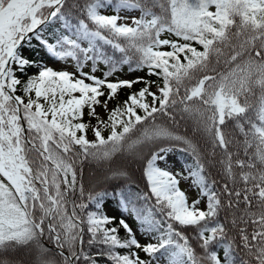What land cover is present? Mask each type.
Segmentation results:
<instances>
[{"label": "snow or ice", "instance_id": "1", "mask_svg": "<svg viewBox=\"0 0 264 264\" xmlns=\"http://www.w3.org/2000/svg\"><path fill=\"white\" fill-rule=\"evenodd\" d=\"M131 11L139 17L120 14ZM33 40L76 71L29 59ZM124 65L156 76V91L143 77L110 80ZM173 151L192 157L187 177L161 167ZM118 159L142 165L147 192L126 184L111 195L147 243L102 211L103 185L129 178ZM85 161L106 169L87 194ZM44 239L60 264H264V0H0V264H24L18 254L32 250L34 264H56Z\"/></svg>", "mask_w": 264, "mask_h": 264}, {"label": "trees", "instance_id": "2", "mask_svg": "<svg viewBox=\"0 0 264 264\" xmlns=\"http://www.w3.org/2000/svg\"><path fill=\"white\" fill-rule=\"evenodd\" d=\"M109 10L111 12V15L114 14L110 8H109ZM53 32H54V29L49 28L46 31V37H48L51 40L53 38ZM164 36H168L173 40L177 39L174 35L168 34V33L163 34V37ZM25 49H26L25 55L31 60H34L37 62L42 61L44 64L46 61H49V60L54 61L55 60L54 58L49 57L46 53L44 55H41V52L44 50L37 46L35 40L32 41L31 47L26 44ZM164 50H168V49L165 48ZM124 69H127L129 71V68L127 65L123 66V70ZM31 70H33V69L32 68L29 69L28 75L32 74ZM130 72L140 73V74H142L144 80L152 81L153 83H152V86L150 89L151 91H153V89H152L153 86L159 85L161 83V81L156 76H149L147 69H144L143 71H130ZM117 76L115 78L110 77L109 79L112 81H115V80H117L116 79ZM27 78H28L27 75L23 77L24 80H26ZM144 86L145 85L143 83H137V84L133 85V87L131 89H128V88L120 89L118 94H117V97L112 100V103H113L112 109L115 108L118 104H122L133 92L139 91ZM21 94H22L21 92H19V91L17 92V95H21ZM101 98L105 99L104 97H101ZM229 123H231V122H229ZM181 129H183V122L181 123ZM188 133L191 134V128L190 127L188 129ZM104 135L105 136L108 135V130H105ZM197 139L199 140V143L201 145V151L203 153H205V156L207 158V152L210 150L211 145L202 136L197 137ZM216 151H217L216 159H219L220 149L217 148ZM178 153L186 161H192V157L190 155H188L186 152L178 151ZM117 164L118 165L122 164L126 168V170L129 173V178L128 179H121L118 181H110V182L106 183L105 185H103L105 188H107L109 190L110 194L103 201L102 211L104 212L103 207L105 205H110V206L114 207L117 211V216H114L116 218V224H119V221L121 219H124L129 223V225L132 227L133 231L136 228L140 230L139 225L134 220V218L122 208L120 201H119V198L111 195V189L117 188V187L123 188L126 184H131L132 189L134 191L147 192L148 186H147V183H146V181L142 175V165L140 163H130L128 161H121L119 159L117 160ZM82 168H83L82 181H83L85 193L87 194L88 191H92V190L97 189L96 177L102 175L106 171V169L103 168L102 166H97L90 161H85L82 165ZM218 169H219V165H217L216 167H209L208 168V171L211 172L212 178L218 181L217 187H219L221 184L224 183V180L222 179L221 175L219 174ZM89 208H93V206L89 205ZM109 226L111 227L113 225H109ZM185 231L187 234H190V235L192 234L191 229H186ZM119 234L121 237H124L125 232L122 228L120 229ZM87 239H88V237L85 236V240H87ZM41 243L44 244V246L49 249L47 256L49 258L53 259L54 261H56V264H60L61 258L59 256L57 250L51 244V242H49L47 239H44L41 241ZM18 256L20 259L23 260L24 264H34V260H35V251L34 250H32L30 252L22 251L18 254ZM141 257L146 259V257L144 256L143 253H141ZM102 264H104L103 261H102Z\"/></svg>", "mask_w": 264, "mask_h": 264}, {"label": "rangeland", "instance_id": "3", "mask_svg": "<svg viewBox=\"0 0 264 264\" xmlns=\"http://www.w3.org/2000/svg\"><path fill=\"white\" fill-rule=\"evenodd\" d=\"M104 11H105V14L111 15V12L109 9H106ZM120 14L122 16H128V17H133V16L139 17V15H140V13L138 11L121 12ZM123 22H127V23L131 24V19H129L127 21H123ZM45 36H46V32H45ZM163 38L171 39L168 36H164ZM44 54H45V52L42 51L41 55H44ZM45 65H47L48 67H52L54 70H60V69L66 68L70 72L76 71L75 65L71 61L68 63H65V62H61V61H57V60H54V61L49 60V61L45 62ZM32 69H33V70H31L32 74L37 72L36 67H34ZM84 70L89 71V67H86ZM105 71H107L106 67L104 65H99L98 71L95 73V75H97L98 77H103V73ZM116 76H117L116 79H119V80H136L139 77H143L142 74L132 73V72L128 71L127 69L116 72L111 78H115ZM156 88H157V85L153 86L152 87L153 91H156ZM101 100H104V99L101 98ZM112 107H113V103H112V101H109L108 102V108L112 109ZM96 111L99 113V115L102 119H105V120L107 119V113L105 112L103 107H97ZM89 121L92 125H95L97 123V121L95 119H90V117L88 116V109H85L84 122H89ZM87 136L90 140L95 139L91 128L88 130ZM191 163H192V161H186L182 156H180L178 151H173L172 153L169 154L168 163L167 164H161V167L167 168L173 174L183 173L184 177H187V175H188L187 168ZM178 178L180 179L179 187L182 191H184L186 193L189 203L196 200L199 196V189L193 185L192 180L189 178H180V177H178ZM205 199L206 198L201 200V204L199 205V207L203 208L205 206ZM103 210H104V213L110 217L111 216H117L116 209L110 205H105L103 207ZM134 232H136L137 238L141 241V243L149 242V238H146L145 235L139 229L136 228L134 230ZM160 264H164V261L161 260Z\"/></svg>", "mask_w": 264, "mask_h": 264}]
</instances>
